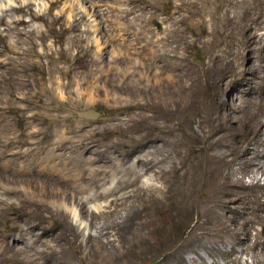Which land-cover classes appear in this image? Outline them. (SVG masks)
Returning a JSON list of instances; mask_svg holds the SVG:
<instances>
[{
	"label": "rangeland",
	"instance_id": "rangeland-1",
	"mask_svg": "<svg viewBox=\"0 0 264 264\" xmlns=\"http://www.w3.org/2000/svg\"><path fill=\"white\" fill-rule=\"evenodd\" d=\"M56 1L0 0V264H121L139 231L124 194L164 187L155 171L179 162L186 128L197 135L184 106L189 91L199 105L209 97L197 77L223 48L221 0ZM256 1L264 2L243 3ZM256 30L248 72L226 78H243L244 88L253 71L264 74V25ZM237 98L234 90L224 97L221 114ZM257 181L264 185V174ZM158 213L149 226L156 251L142 247L138 264H196L162 247L167 231L179 247L192 243L193 222L169 225ZM258 232L264 241V225Z\"/></svg>",
	"mask_w": 264,
	"mask_h": 264
},
{
	"label": "bare ground",
	"instance_id": "bare-ground-1",
	"mask_svg": "<svg viewBox=\"0 0 264 264\" xmlns=\"http://www.w3.org/2000/svg\"><path fill=\"white\" fill-rule=\"evenodd\" d=\"M220 6L224 28L218 42L223 48H214L216 51L197 77L209 91V97H205L201 106L197 91H189L184 106L185 120L196 119L197 135L186 128L183 141H177L179 162L155 171V179L165 181L164 187H136L131 190L132 195L124 194L121 204L132 200L131 217L139 231L126 241L121 264H138L145 246L149 253H155L156 244L150 237L149 226L155 223L156 211L164 215L169 225L184 227L193 222L192 229L198 232L197 238L183 248L177 245L175 236L164 232L167 236L162 240V247L170 254L177 255L184 250L191 254L189 263L196 264H248L242 257L244 254L251 264H264V241L258 232V227L264 225V185L257 181V176L264 174V74L253 71L246 88L241 85L243 78L233 84L226 79L228 75L248 72L243 68V57L256 49L255 30L258 24L264 25V2L246 7L243 0H221ZM237 8L242 11L235 19L232 13ZM261 47L264 50V45ZM233 90L238 95L237 104L223 115L220 112L223 98ZM138 162L142 167L148 166L140 158ZM246 177L253 182L245 183ZM136 181L135 177L132 183ZM129 183L124 189L131 187ZM195 214L197 217L192 221ZM166 227L160 224L162 230ZM111 228L121 231L122 225L111 223L107 229ZM104 247L110 252L112 244L107 241ZM199 247L212 262L206 261Z\"/></svg>",
	"mask_w": 264,
	"mask_h": 264
}]
</instances>
